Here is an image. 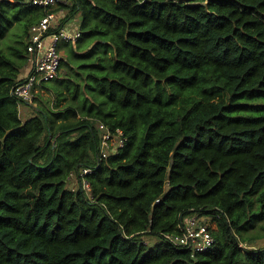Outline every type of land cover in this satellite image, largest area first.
Masks as SVG:
<instances>
[{
    "label": "trees",
    "instance_id": "16d2710c",
    "mask_svg": "<svg viewBox=\"0 0 264 264\" xmlns=\"http://www.w3.org/2000/svg\"><path fill=\"white\" fill-rule=\"evenodd\" d=\"M58 10L81 37L35 105L11 95L27 40L0 47V264H264L240 234L264 215V0ZM45 14L0 0V40ZM101 125L124 147L103 156ZM189 216L213 237L193 256L163 238Z\"/></svg>",
    "mask_w": 264,
    "mask_h": 264
},
{
    "label": "built area",
    "instance_id": "2783aa9c",
    "mask_svg": "<svg viewBox=\"0 0 264 264\" xmlns=\"http://www.w3.org/2000/svg\"><path fill=\"white\" fill-rule=\"evenodd\" d=\"M10 3H24L30 8H41L46 14L29 30L26 45V66L22 80L11 90V95L18 101L33 104L34 94L43 83L49 82L58 76L61 65V45L74 44L81 37L79 24L67 21L59 26L61 17L58 16L60 4L67 0H7ZM101 138V152L103 156L113 149L124 147L126 138L117 129L111 134L104 126ZM84 173L89 172L84 170ZM203 219L189 216L178 225L176 234H165L163 238L173 247L188 250L192 256L195 253L206 252L213 246V237L208 225Z\"/></svg>",
    "mask_w": 264,
    "mask_h": 264
},
{
    "label": "rangeland",
    "instance_id": "374dc122",
    "mask_svg": "<svg viewBox=\"0 0 264 264\" xmlns=\"http://www.w3.org/2000/svg\"><path fill=\"white\" fill-rule=\"evenodd\" d=\"M56 11V10H55ZM58 16L61 17L62 19L66 11H58ZM74 21V20H70ZM24 23H25V17L20 16L16 20H14V24L12 25L11 28L8 29L6 32L5 36L0 40V47L1 49L6 53L10 55V47L16 46L18 48H23V45L25 44V41L27 40L25 37V28H24ZM65 46H72V44H65L63 43L61 45V54H64ZM40 92V89H39ZM43 92H45L43 90ZM45 97H48L47 94L44 93ZM33 105H35L33 103ZM21 111V117L24 119L27 116L31 115V110L28 108H25L24 106L20 107ZM24 114V115H23ZM26 114V115H25ZM76 185V182L74 181V177L72 176L69 180L68 187L69 188H74ZM264 189V185L260 187L258 191H261ZM257 195H255L253 198H255ZM254 209H257V204L254 205ZM256 211V210H255ZM241 236L248 242L247 243L248 247L254 248V249H260L264 247V215L262 218H258L254 221L253 226L248 230L247 228H243L240 230ZM146 242L150 245L154 243V240L151 239H146Z\"/></svg>",
    "mask_w": 264,
    "mask_h": 264
},
{
    "label": "crops",
    "instance_id": "0c3cea01",
    "mask_svg": "<svg viewBox=\"0 0 264 264\" xmlns=\"http://www.w3.org/2000/svg\"><path fill=\"white\" fill-rule=\"evenodd\" d=\"M73 45V44H72Z\"/></svg>",
    "mask_w": 264,
    "mask_h": 264
}]
</instances>
